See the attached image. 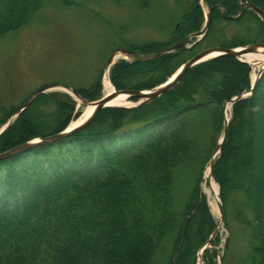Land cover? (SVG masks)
I'll list each match as a JSON object with an SVG mask.
<instances>
[{
    "label": "trees",
    "instance_id": "trees-1",
    "mask_svg": "<svg viewBox=\"0 0 264 264\" xmlns=\"http://www.w3.org/2000/svg\"><path fill=\"white\" fill-rule=\"evenodd\" d=\"M245 1L264 12V0ZM0 2L6 8L0 13V35L28 22L41 5V0ZM207 3L211 7L209 26L190 50L264 43L262 16L247 10L238 18L229 17L241 6L238 0ZM187 10L171 37L154 43L151 49L159 55L115 64L112 81L118 89H150L191 58L185 47L160 53L200 31L203 17L197 1ZM251 21L256 22L254 27ZM233 26L246 28L252 38L235 39L231 34L228 42V30ZM249 75L250 66L243 61L230 56L213 58L190 68L159 98L110 109L112 118L102 122V130H93L91 123L68 140L41 148L47 150L43 159L55 168V160L67 154V143L79 144L73 152L85 158L76 156L73 161L102 160L97 168L56 172L45 183L41 180L48 174L37 176L41 172L37 165L44 160L35 150L27 158L34 167L27 166L25 174L29 175L20 181L21 188L26 187L21 198L7 204V210L0 200V264H197L198 251L216 222L196 183L181 201L177 199L176 180L180 170L209 159L223 129V103L242 92L249 84ZM61 116L56 114L54 119ZM259 118L264 120V74L252 95L233 104L232 119L212 168L226 226L232 212L249 231L242 264H264V155L257 148L263 141L257 138ZM35 120L26 115L24 123L40 135L43 132ZM101 120L103 117L95 118L94 126ZM163 120L169 121L154 132ZM118 135L135 138L118 148L114 140ZM18 159L0 162V173L22 172L26 163L19 166ZM1 180L6 188L7 173Z\"/></svg>",
    "mask_w": 264,
    "mask_h": 264
},
{
    "label": "rangeland",
    "instance_id": "rangeland-1",
    "mask_svg": "<svg viewBox=\"0 0 264 264\" xmlns=\"http://www.w3.org/2000/svg\"><path fill=\"white\" fill-rule=\"evenodd\" d=\"M194 1H197L202 12V27L198 33L190 34L187 40H184L185 45L182 47L188 50L202 40L205 30L208 28L206 22L211 7L207 0H41L40 7L31 15L28 22L0 35V128H3L0 137L9 131V134L0 140V148H2L0 153L36 138L53 135L67 129L70 122L80 116L86 105L97 102L105 95L103 78L106 72L116 90H125L118 89L112 81V70L116 66L115 64L121 61L133 62L137 59H147L159 55L153 53L151 49L154 43L171 37L178 23L182 21L183 15L188 12L187 9ZM238 1L241 3L239 12L234 11L229 14V17L238 18L247 10L262 16L250 5L252 3L245 0ZM5 9V3L0 2V13ZM250 17L252 20L255 19L252 15ZM262 19L264 20V16ZM252 22H250V26L254 27L256 22ZM236 26L229 28L228 42L231 41V34L235 35V39L242 36L243 38L246 36L249 39L252 38L253 34L247 35L246 28L242 29ZM261 43L264 44L261 40L256 43H237L235 47L231 48ZM172 46L165 47L160 53H173L177 48L172 50L170 49ZM206 48L208 47L206 46ZM206 48L202 47L200 50L194 48L188 54L190 53L192 57ZM248 65L250 66V75L249 84L246 87L249 86V88L242 87L241 93H248L254 84L252 75L256 70L253 65ZM252 93L253 91L245 97L252 95ZM130 100L139 102L134 99ZM230 100L223 103V129L225 118L229 123L233 115L234 103H230ZM32 104L34 107L27 112L26 109ZM229 104L230 107L227 108ZM138 105L140 104L104 106L87 126L74 134L85 130L91 123L93 130H102L104 127L102 122L106 121L107 118H112L110 111L112 108H130ZM226 111L229 118L226 117ZM56 114L62 115L60 117L62 119L55 120L54 115ZM26 115L27 118H35L38 129L47 134H35L33 129H28L24 123ZM98 116L99 118L103 117V120L94 126L93 123ZM168 121L163 120L161 124H157L154 127V132L163 128ZM256 123L257 138L263 140L257 144V148L260 147L261 154L264 155L263 118L257 119ZM223 129L218 137V142L223 137ZM11 134L16 137L14 138ZM74 134L0 160L2 163L19 156V162L16 163L19 166L26 163L20 173L13 174L8 170L0 173V200L3 204L5 203L3 210L7 208V204L11 206L13 201L20 199L26 190V187L21 188L20 181L24 179V175H29L27 172L25 174L27 166H29L28 169L34 167L27 158L37 150L36 155L45 159L47 150L43 151L41 149L43 146L51 148L63 140H68ZM133 138L135 135L129 139ZM104 139L108 142L112 140L111 138ZM129 139L118 135L114 140L116 146L122 148V145L127 144ZM71 145L67 143L65 148L67 154L59 156L55 160V168H53L52 162L44 159L37 165L40 166L41 171L37 176L48 174V176H43L41 181L49 182V176L56 175V172L76 170L77 168L92 169L101 166V163L103 164L102 160H81L80 163H75L74 157L79 156L78 159L85 157L73 152L75 148H79V144ZM214 151L215 149L210 157L213 156L215 163L221 150L215 155ZM88 154L87 152L86 155ZM210 157L203 163H197L189 169L180 170L175 189L178 191L177 199L183 201L196 183L200 193L205 196V201L217 225L220 218L219 208L217 202L206 191L205 177ZM257 169L262 168L257 167ZM6 173L5 188L1 179ZM211 178L217 183L213 174ZM17 183L19 185L16 186ZM16 194L18 197L14 198ZM218 196L220 197V189ZM228 225L229 227L225 224L224 216L223 221L219 224L218 232L211 242L208 244L206 242L199 249L197 264H223V258L226 264H242L241 260L245 257L249 244V231L240 217L232 212L228 215Z\"/></svg>",
    "mask_w": 264,
    "mask_h": 264
},
{
    "label": "water",
    "instance_id": "water-1",
    "mask_svg": "<svg viewBox=\"0 0 264 264\" xmlns=\"http://www.w3.org/2000/svg\"><path fill=\"white\" fill-rule=\"evenodd\" d=\"M250 5L258 13H260L262 16H264V12L261 9H259L258 7L254 6L252 4H250ZM209 23H210V14L207 17V22H206V26L207 27L209 26ZM184 45H185V42L178 43V44L173 45L170 49L173 50V49H176L178 47H182ZM259 46H263L264 47V44H262V43L261 44H249V45H246V46H243V47H240V48L239 47L238 48L208 47V48L196 53L191 58H189L186 62H184L179 67V70L176 71L175 76L171 80L168 79L167 81H165V82H163V83H161V84H159L157 86H154V87H152L150 89L116 90L114 95H116L119 92L126 93L128 95L129 99H134L136 101H139V104H141L143 102H146V101H151V100L161 96L162 94L167 92L169 89H171L175 84H177L181 80L183 75L190 68L194 67L195 65H197V64H199L201 62H204V61H208L209 59L220 57V56H230V57H234V58H240L245 53H248L250 51H255ZM213 52H216L218 54L213 56V57L206 58L208 55H210ZM242 61L245 62L244 60H242ZM263 73H264V66L262 68L258 69L257 78L253 82L254 84L252 85L250 91L248 93L247 92H243L241 94L236 95L235 97H233L230 100V103H235L236 101L240 100L241 98L245 97L250 92H252L253 89H254V86L256 84V81L260 78V76ZM107 100H108V97L104 98L103 100L102 99L97 100V102H95L96 106H95L92 114L90 115L88 120L85 121L80 126H77L75 128H72V129H65L64 131H61L59 133H56V134H53V135H49V136H46V137H39V138H36V139H34L32 141H29V142H27L25 144H22V145L14 147V148H12L10 150L4 151L3 153H0V160L8 158V157L13 156V155H17V154H19V153H21L23 151L29 150L31 148H35L36 146H39V145L49 144V143H52L54 141L61 140V139L65 138V137H68V136L74 134L75 132L83 129L85 126H87L93 120V118L101 110V108L105 106L104 103ZM224 122L225 123H224V129H223V137H222L221 141L218 142V144H217V146L215 148V151H214V155L221 150V146H222V143H223L225 135H226L227 126H228V120L225 118ZM213 165H214V161H213V156H212V158L209 160L210 172H209V177L207 178V180L211 178ZM217 205H218V208H219L220 218L218 220V224L216 225L215 230L213 231V233L211 234V236L207 240V244L211 242V240L214 238V236L218 232L219 224L223 221V218H224L223 204H222V201H221L219 196L217 197Z\"/></svg>",
    "mask_w": 264,
    "mask_h": 264
},
{
    "label": "bare ground",
    "instance_id": "bare-ground-1",
    "mask_svg": "<svg viewBox=\"0 0 264 264\" xmlns=\"http://www.w3.org/2000/svg\"><path fill=\"white\" fill-rule=\"evenodd\" d=\"M217 54L218 53L213 52L210 55H208L206 58L213 57ZM240 58L243 59L246 63L254 66V68L256 70L252 75V80L254 82L256 75H257L256 74L257 70L264 66V47L259 46L255 51H250L248 53H245ZM175 74H176V72L169 78V80H171L175 76ZM103 85H104V88L106 91H105V95L101 99L103 100L104 98L108 97V100L104 103L105 106H132V105L139 104V102H135L133 100H130L126 93L119 92L116 95H114L116 92V88H114L113 84L111 83L109 75L107 72L105 73L104 78H103ZM95 106H96L95 103H91V104L86 105V107L83 109L80 116L76 119H73L70 122V124L68 125L67 129L75 128V127L83 124L85 121H87L88 118L90 117V115L92 114ZM229 107H230V104L228 105L227 108H229ZM226 117L229 118L227 111H226ZM4 128H5V126H4ZM1 129H3V128H0V132H1ZM209 172H210V166L208 165L207 173H206V177H205L206 191L208 192L209 196L215 202H217L218 190H219L218 185L214 181L213 178H210L207 180V178L209 177Z\"/></svg>",
    "mask_w": 264,
    "mask_h": 264
}]
</instances>
